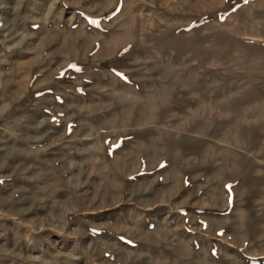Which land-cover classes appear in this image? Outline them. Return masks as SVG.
<instances>
[{
    "label": "rangeland",
    "instance_id": "obj_1",
    "mask_svg": "<svg viewBox=\"0 0 264 264\" xmlns=\"http://www.w3.org/2000/svg\"><path fill=\"white\" fill-rule=\"evenodd\" d=\"M259 220L264 0H0V264L204 263Z\"/></svg>",
    "mask_w": 264,
    "mask_h": 264
},
{
    "label": "crops",
    "instance_id": "obj_2",
    "mask_svg": "<svg viewBox=\"0 0 264 264\" xmlns=\"http://www.w3.org/2000/svg\"><path fill=\"white\" fill-rule=\"evenodd\" d=\"M224 187H225V193L224 194H226V196H228V200L231 201L230 203H228V206H227L229 209V212H235L236 213L238 208L244 211L243 206H239V205L234 206L235 193H232L231 188L227 187L226 185ZM239 196H240L239 201H242L243 195L241 192H240ZM230 198H231V200H230ZM256 213H260V212L256 211ZM239 214H241V213H239ZM259 221L261 222L260 225H257V223H256V225H254V224L253 225L255 227L264 228V221L263 220H259ZM225 223H230L229 227H231V226L233 227V226H235L234 224H236L237 222L233 223L232 221L229 222V221L225 220ZM225 226L227 227L226 224H224V227ZM257 237L259 239L260 236L258 235ZM216 239H217L216 242H218L220 244H229L231 246V248H229V249H227V247L223 248L220 245H219V247L213 246L211 248V246H210L211 242L215 243V244H216V242L215 241L214 242L208 241V247H207V251H206L205 255L201 252L203 250V248H199L201 258L204 257L205 258L204 261L206 263L205 262L203 263L200 261L197 264H262V262H263L262 259L264 258V255L262 256V254H264V237L261 240V242L257 243L256 246H254V247L246 246L243 249L239 248V247L236 248V246L233 245L235 243H236L235 245H237L239 240L235 235H233L231 233L225 234V236H223L222 238L216 237ZM252 241H253V243H256L254 238H249L246 236V238L242 240V244H245V245L249 244L250 245V244H252ZM232 248L235 251H229V250H232ZM213 250L215 252L214 257L211 256V255H213V253H211ZM189 252H192V248H190ZM189 257L190 258H188V260L191 259V255ZM167 259H169V257ZM186 259L187 258L185 257L184 260H186ZM187 262L189 264L191 261L189 260Z\"/></svg>",
    "mask_w": 264,
    "mask_h": 264
},
{
    "label": "bare ground",
    "instance_id": "obj_3",
    "mask_svg": "<svg viewBox=\"0 0 264 264\" xmlns=\"http://www.w3.org/2000/svg\"><path fill=\"white\" fill-rule=\"evenodd\" d=\"M213 229V228H212Z\"/></svg>",
    "mask_w": 264,
    "mask_h": 264
}]
</instances>
